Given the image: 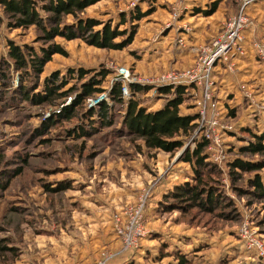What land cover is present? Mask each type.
<instances>
[{
	"label": "rangeland",
	"instance_id": "obj_1",
	"mask_svg": "<svg viewBox=\"0 0 264 264\" xmlns=\"http://www.w3.org/2000/svg\"><path fill=\"white\" fill-rule=\"evenodd\" d=\"M35 1L43 22L51 24L46 19L50 13L42 8L45 1ZM211 4V0H100L82 16L111 22L112 27L125 17L127 22L119 29H136L132 43L109 50L59 36L54 41L67 54H54L38 74L16 67L9 43L40 53L48 44L41 39L42 30L37 24L10 27L0 4V57L9 63L6 75L0 76V154L4 156L0 184L6 183L0 187V264H97L103 260L106 264H179L182 258L186 264H264L257 245L264 246V198L249 185L254 172L240 171L238 180L230 172L237 158L251 162L262 158L240 152L255 141L244 127L264 133V66L257 59L247 57L251 64L244 67L238 58L233 71L219 61L212 74L220 116L209 132L205 151L208 164L216 169L205 173L203 185L222 193L221 198L231 203L229 208L215 212L184 208L171 195L178 187L197 182L196 170L184 159L186 151L192 152L197 145V126L182 137L180 149L167 152L150 150L131 135L124 126L125 107L119 104L111 106V126L103 125L97 115L87 116L92 108L87 100L77 106L73 118H66V108L81 94V83L101 68L109 71L102 84L107 88L117 65L148 76L168 69L182 71L194 64L201 47L218 38L225 21L236 12L231 0H224L217 11L206 15ZM261 8L258 13L264 11V3ZM138 9L147 14L133 20ZM252 16L259 21V35L264 36V15ZM64 20L74 21L72 16ZM252 36L249 32L250 40ZM182 37L185 45L178 42ZM249 50L254 54L251 46ZM81 67L95 70L83 82L70 79L67 88L77 89L55 102L39 103L24 99L21 93L26 88L34 96L44 94L48 76L58 72L65 77L70 68ZM242 83L248 84V92L241 90ZM181 85L190 86L182 112H198L193 85ZM166 97L151 87L136 95L148 110L165 104ZM81 127L86 133L78 137ZM17 168H22L21 173H16ZM259 172L264 174V169ZM140 198L145 199L147 233L137 247L125 249L113 216L122 207L138 204ZM112 226L121 243L117 250L105 245L111 240Z\"/></svg>",
	"mask_w": 264,
	"mask_h": 264
},
{
	"label": "trees",
	"instance_id": "obj_2",
	"mask_svg": "<svg viewBox=\"0 0 264 264\" xmlns=\"http://www.w3.org/2000/svg\"><path fill=\"white\" fill-rule=\"evenodd\" d=\"M42 8L50 13L46 18L48 23L43 22V18L37 11V3L35 0H0L5 13L10 19V27H29L37 24L43 32V38L47 46L42 47L40 53L34 49H28L19 46L15 42L9 44V56L13 59L18 69H24L25 73L33 70L37 74L42 73L44 66L51 61L54 54L66 55L67 51L61 43L55 42L56 37H63L68 40L80 38L89 45L109 50H119L125 48L132 43L136 34L135 28L119 29V26L127 22L125 17L121 18L119 26L112 27L111 22L105 23L94 17L82 16L85 9L99 2L100 0H44ZM211 8L205 11L206 15L214 13L218 10L219 5L224 0H211ZM234 6V0H231ZM264 0L257 1L252 5V11L261 8ZM262 9V8H261ZM147 13L140 9L133 12L132 19L139 20ZM72 16L74 21L67 23L64 18ZM1 21V19H0ZM101 25L100 28H97ZM123 37L122 41H117ZM8 61L0 57V76L4 77L7 73ZM95 69L88 68H70L64 77L58 72L48 76L45 80L44 94L34 96L27 92V89H22L21 93L24 99L43 102H55L57 99L67 96L69 93L77 89L75 86L67 88V85L72 78H78L79 81H85L86 77ZM109 71L101 68L100 71H95L91 79L81 83V94L78 96L73 106L66 108V118H73L78 105H81L87 98L94 96L104 90L103 82L108 77ZM66 87V89H65ZM188 85H179L173 87L171 85L159 88V93L167 98L166 103L157 109L148 110L141 102L136 99V95L148 87L140 85L133 86V96L124 101L121 97V84L114 83L110 94L115 104L125 107L124 126L131 135L143 140L145 146L150 149H161L167 152H174L184 145L182 137L187 136L194 131L198 112L183 113L182 106L185 103V93ZM112 107L105 102H102L97 107H92L88 110L87 116L97 115L100 117L101 123L106 126L113 124ZM52 121V120H51ZM92 122V121H91ZM95 120L91 123L94 125ZM245 131L255 137L254 142L240 148L241 153L260 154L262 158L258 161L251 162L242 158H237L233 162L231 175L234 180L241 177L240 171L254 172L249 180V185L253 187V193L264 198V174L259 171L264 169V133L256 134L251 128L244 127ZM86 128L81 127L78 130V137L85 135ZM208 140H200L197 142L195 149L192 152L186 151L184 159L190 162L196 170V184L186 183L184 186L178 187L173 192L172 197L177 198L178 203L182 207H199L204 211L215 212L220 208L230 207L231 203L227 202L222 193L217 191L212 185H203L206 172H212L216 169L211 164H208L206 147ZM4 156L0 154V161ZM23 161L27 159L23 156ZM209 165V166H208ZM238 168V169H237ZM22 168H17L16 173H21ZM0 187H6V183L0 184ZM227 200V201H225ZM177 203V204H178ZM225 214V213H224ZM223 215V214H222ZM230 215V214H229ZM185 258L180 259L179 264H186Z\"/></svg>",
	"mask_w": 264,
	"mask_h": 264
},
{
	"label": "built area",
	"instance_id": "obj_3",
	"mask_svg": "<svg viewBox=\"0 0 264 264\" xmlns=\"http://www.w3.org/2000/svg\"><path fill=\"white\" fill-rule=\"evenodd\" d=\"M257 1L262 0H238L236 12L225 21L220 36L210 45L201 47L194 64L182 71L168 69L162 73L148 76H139L132 72L129 67L117 65L115 73L112 74L110 86L87 98L89 106L97 107L102 102L112 106L115 102L110 91L114 83L121 84V97L124 101L133 96L134 85L159 90V88L167 85L175 88L181 84H192L199 106V118L197 120L201 122H196L198 128L194 132V146L200 140L206 139L209 142L211 140L209 132L218 125L220 116L219 101L214 95L215 85L212 79L215 66L220 61L226 65L228 70L233 71L237 67L238 58L241 59L247 55L248 46H251L257 61L264 66V36L259 35L258 21L249 13V9ZM249 32L253 33L251 40L248 38ZM184 39V37L179 38L178 42L185 45ZM248 89V84H241L242 91L248 92ZM209 109H211L210 115L208 114ZM207 126L209 128L205 129ZM226 127L229 128L227 125ZM139 200L140 202L136 205L122 207L113 216L115 232L122 240L125 249L137 247L140 239L147 233L144 219L145 199L140 198ZM251 244L257 243L252 241ZM257 245L261 249V254L264 255V246ZM97 264H106V262L103 260Z\"/></svg>",
	"mask_w": 264,
	"mask_h": 264
},
{
	"label": "crops",
	"instance_id": "obj_4",
	"mask_svg": "<svg viewBox=\"0 0 264 264\" xmlns=\"http://www.w3.org/2000/svg\"><path fill=\"white\" fill-rule=\"evenodd\" d=\"M237 5H238V1H236V0H234V8H235V10H236V8H237ZM258 9L259 8H257L256 10H254L253 12H251L252 13V15H254V16H260L261 18L263 17V15H264V11H262L261 10V12L260 13H258ZM250 11H252V7H251V9H250ZM259 22V21H258ZM247 54H249L250 56H245V57H243V58H241L242 60H243V64H244V67H246V66H249L250 64H251V62L249 61V60H247V57H249V58H251V60L252 61H256V57H255V55L252 53V51L251 50H249L248 51V53ZM244 60H246V61H244ZM240 63H241V61H240ZM241 65V64H240ZM254 68V67H253ZM167 101V100H166ZM164 104H162L160 107H162ZM160 107H158V108H160ZM155 109H157V108H155ZM110 224L112 223V221H110L109 222ZM110 229H111V232H110V238H111V240H110V242H108L107 244H105V245H107L106 247H108L107 249H110V250H117V249H119L120 248V246H121V243H120V241L118 240V238L116 237V235H115V232L113 231V226L112 227H110Z\"/></svg>",
	"mask_w": 264,
	"mask_h": 264
},
{
	"label": "water",
	"instance_id": "obj_5",
	"mask_svg": "<svg viewBox=\"0 0 264 264\" xmlns=\"http://www.w3.org/2000/svg\"><path fill=\"white\" fill-rule=\"evenodd\" d=\"M237 1V0H236Z\"/></svg>",
	"mask_w": 264,
	"mask_h": 264
}]
</instances>
